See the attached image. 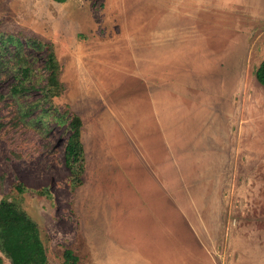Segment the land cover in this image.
<instances>
[{
  "label": "rangeland",
  "instance_id": "obj_1",
  "mask_svg": "<svg viewBox=\"0 0 264 264\" xmlns=\"http://www.w3.org/2000/svg\"><path fill=\"white\" fill-rule=\"evenodd\" d=\"M0 30L60 66L50 99L43 54L17 94L0 70V201L37 222L45 264H264V0H0Z\"/></svg>",
  "mask_w": 264,
  "mask_h": 264
},
{
  "label": "trees",
  "instance_id": "obj_2",
  "mask_svg": "<svg viewBox=\"0 0 264 264\" xmlns=\"http://www.w3.org/2000/svg\"><path fill=\"white\" fill-rule=\"evenodd\" d=\"M26 48L43 54L44 98L50 99L58 95L63 86L58 79L60 66L52 45L34 37H26L23 41L16 33L0 30V70H13L14 76L18 79V83L11 86V91L17 94L27 88L25 83L32 74H35L34 63L31 55L26 52ZM11 62L13 65L10 66ZM254 75L256 80L264 85V58L256 67ZM59 116L61 119L68 117L69 133L64 146V158L70 170V183L77 185L81 182V174L84 170L82 120L77 113L68 108L60 112ZM17 189L21 191L22 187L17 184ZM0 251L5 254L11 264H45L47 261L46 248L37 222L18 203L11 200L0 201ZM64 257L66 262L77 261V256L70 249L64 251Z\"/></svg>",
  "mask_w": 264,
  "mask_h": 264
},
{
  "label": "crops",
  "instance_id": "obj_3",
  "mask_svg": "<svg viewBox=\"0 0 264 264\" xmlns=\"http://www.w3.org/2000/svg\"><path fill=\"white\" fill-rule=\"evenodd\" d=\"M236 241H237V243H238L239 240L237 239ZM237 247H238V245H237Z\"/></svg>",
  "mask_w": 264,
  "mask_h": 264
}]
</instances>
